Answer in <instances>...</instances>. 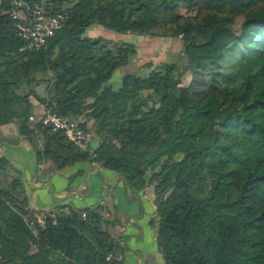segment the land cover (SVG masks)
<instances>
[{"label":"trees","instance_id":"trees-1","mask_svg":"<svg viewBox=\"0 0 264 264\" xmlns=\"http://www.w3.org/2000/svg\"><path fill=\"white\" fill-rule=\"evenodd\" d=\"M44 3L66 20L42 46L19 50L0 0V124L16 121L56 169L98 160L137 189L150 185L163 264H264V0ZM92 24L177 36L178 58L144 75L124 70L113 86L135 45L86 35ZM33 95L91 128L94 155L29 119ZM105 209L56 208L31 228L21 181L0 156V264H119Z\"/></svg>","mask_w":264,"mask_h":264},{"label":"crops","instance_id":"crops-1","mask_svg":"<svg viewBox=\"0 0 264 264\" xmlns=\"http://www.w3.org/2000/svg\"><path fill=\"white\" fill-rule=\"evenodd\" d=\"M96 25L98 24L89 25L85 34L102 36L98 33ZM124 33L114 31L111 36L103 37L115 39L118 38L117 35ZM132 34L136 37L135 52L125 65L111 72L108 81L113 86L118 84L124 70L131 68L139 74H146L154 64L178 58L180 42L176 41L178 44L174 47L175 39L172 36ZM160 40L171 45V50H163L165 58H157L158 53L148 57L146 51H137L146 41L157 43ZM173 48H176V51ZM142 58L147 60L141 61ZM138 63L140 65H136ZM32 87L36 94H45L44 81L37 79L36 83H32ZM30 99L32 112L38 115L42 103L34 95L30 96ZM81 118L84 119L85 126L90 128L91 119L86 115ZM88 131L89 147L94 148L98 138L91 128ZM0 156L6 157L12 163L13 171L21 181L27 212L32 217L34 226L35 223H43L45 212L56 208L72 207L79 210L105 203L104 215L110 221L108 229L118 238L119 264H163L155 243L156 219L150 185L137 189L126 183L115 170L103 166L98 160H77L56 169L49 160L37 158L36 150L28 139L19 133L17 123L13 120L0 124ZM26 217L27 215H24L25 219Z\"/></svg>","mask_w":264,"mask_h":264},{"label":"built area","instance_id":"built-area-1","mask_svg":"<svg viewBox=\"0 0 264 264\" xmlns=\"http://www.w3.org/2000/svg\"><path fill=\"white\" fill-rule=\"evenodd\" d=\"M4 12L12 20L14 35L20 40L18 47L22 49H35L47 42L55 31L67 18L65 12L51 10L42 0H4ZM31 120H39L51 129L60 130L65 139L80 149L89 147L90 133L77 125V122L65 115L57 113L49 105H42L40 113L36 116L29 114ZM30 227L33 220H28Z\"/></svg>","mask_w":264,"mask_h":264},{"label":"rangeland","instance_id":"rangeland-1","mask_svg":"<svg viewBox=\"0 0 264 264\" xmlns=\"http://www.w3.org/2000/svg\"><path fill=\"white\" fill-rule=\"evenodd\" d=\"M177 10L182 15H188V16L193 15L194 12H195L194 9H190V8L189 9H185L182 6H178L177 7ZM96 29L99 30L98 33L101 34L102 36H111V34L114 33L113 30H111L109 28H106V27H103L101 25H96ZM85 30H87V27L84 29V33H85ZM89 36H93V34H90ZM117 36H118V38H115L113 40H119V39H121V40H125V41H130V42H133V43H135V40H136V37L132 33H129V32H126L124 34H120V35H117ZM173 38L175 39V42L173 43V46L174 47H177V44L178 43L176 41H179L178 40V37L176 36V37H173ZM110 39H112V38H110ZM154 49H157V50H154ZM169 49L171 50V45L167 44V42H162L160 40L157 43L156 42H147L146 41L145 42V45L144 44L143 45H140L138 47L137 51H146L145 54L147 53L146 56H148V57L151 54H153V56L154 55L156 56V54L158 53L159 55H157V58H165L163 56L164 55L163 54V52H164L163 50H169ZM173 49H174V51H176V48H173ZM146 56H144V57H146ZM144 60H147V58H142L141 61H144ZM152 60H157V59H152ZM174 60H175V58H174ZM174 60H172V61H174ZM141 61H140V63H141ZM172 61H169V62H172ZM136 65H140V64L138 63ZM130 70H131V68H130ZM141 74L144 75L143 72ZM184 79L186 80L187 77L185 76ZM198 87H203V86L199 85Z\"/></svg>","mask_w":264,"mask_h":264},{"label":"water","instance_id":"water-1","mask_svg":"<svg viewBox=\"0 0 264 264\" xmlns=\"http://www.w3.org/2000/svg\"><path fill=\"white\" fill-rule=\"evenodd\" d=\"M42 1H44V0H42Z\"/></svg>","mask_w":264,"mask_h":264}]
</instances>
